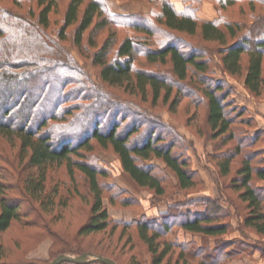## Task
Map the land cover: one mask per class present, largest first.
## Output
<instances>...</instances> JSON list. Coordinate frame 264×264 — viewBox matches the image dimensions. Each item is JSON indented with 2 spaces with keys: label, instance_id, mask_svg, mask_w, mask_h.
I'll return each instance as SVG.
<instances>
[{
  "label": "trees",
  "instance_id": "trees-1",
  "mask_svg": "<svg viewBox=\"0 0 264 264\" xmlns=\"http://www.w3.org/2000/svg\"><path fill=\"white\" fill-rule=\"evenodd\" d=\"M31 1L35 6L28 11L0 6V139L19 147L22 163L29 171L15 173L11 177L15 182H10L0 168V264H50L62 254L84 253L121 264L84 242V237L98 233L113 237L118 229L122 233L134 229L132 233L151 255L150 264H172L177 251L175 264H229L257 252L264 259L263 246L225 239L233 232L231 220L237 218L242 233L264 242V132L251 136L243 129L253 127L254 121L243 118L245 110L237 108L230 85L212 78L209 53L195 46L216 49L221 71L230 78L244 79L245 89L254 97H264V0H215L221 13L217 20L201 18L194 9L197 1L187 0H146L153 9L146 18H106L120 28L158 41L157 46H148L138 37L126 36L118 44L115 60L109 61L115 46L112 38L108 39L94 57V64L101 67L103 85L138 93L144 101L151 95L154 104L162 99L171 112H176L184 99L192 101L196 109L187 122L200 118L203 111L208 138L215 143L212 157L224 182L220 199H201L204 212L185 216L172 206L166 214L132 224L113 220L104 204L106 191L111 188L100 181L107 174L88 158L95 145L111 149L131 181L157 196L166 194L165 182L155 173L156 168L144 162L162 161L183 191L198 186L196 171L185 156L179 155L171 135L137 109L126 108L132 105L126 100L109 96L104 87L103 95L85 80L78 81L83 85L80 91L68 90L79 69L56 40L66 41L69 29L78 24L74 43L81 46L86 32L107 11L104 1L69 0L58 39L48 30L52 15L60 10L59 0ZM235 10L239 17L230 15ZM136 52L143 54L148 66L164 71L137 68ZM82 92L86 94L81 97ZM32 97L36 101L30 104ZM84 97L95 99V104L85 109L79 103L86 102ZM111 113L115 119L108 124ZM131 119L135 123L130 126L126 123ZM62 167L71 184L65 198L60 197L65 190L59 184L48 186L50 169ZM78 176L92 197V208L81 229L68 235L56 225L63 214H47L58 206L68 208L72 197L83 199ZM14 191L17 195L11 194ZM123 193L110 196V203L116 205V196ZM121 204L131 206L125 199ZM176 227L201 236L203 243L169 240ZM46 239L53 241L51 259L28 260V253Z\"/></svg>",
  "mask_w": 264,
  "mask_h": 264
},
{
  "label": "rangeland",
  "instance_id": "rangeland-1",
  "mask_svg": "<svg viewBox=\"0 0 264 264\" xmlns=\"http://www.w3.org/2000/svg\"><path fill=\"white\" fill-rule=\"evenodd\" d=\"M89 1V0H88ZM107 11L102 17L96 19L95 25L89 29L85 36L84 42L81 46H76L74 43V35L78 28V24L71 27L68 31V39L63 42H57L58 47L66 52V56H70L72 64L79 69V73H74L75 83L72 84L68 90H77L83 87L78 81L84 80L88 82L92 89L97 90L101 94L105 95L104 91H108L109 96L115 95V98L120 97L123 102L126 100L132 105H126L135 111L141 113L143 117L154 121L158 124L162 131H167L166 134H170L174 139L177 146V152L179 155L185 156L186 159L191 163L192 169L197 175L198 186L191 190H181L178 187L175 176L166 168L165 164L157 159L152 161L144 162L147 167L156 168L157 175L163 179L166 185V194L164 196H157L153 191L139 188L136 186L131 179L123 171L121 162L118 156L113 153L111 149L105 150L95 145V150L89 154L91 163L96 164L101 170L107 175L100 179L104 187L109 186L111 190L106 191L104 204L107 207L111 218L115 221L122 222L124 224H132L135 221L142 220L144 217L152 218L159 217L160 214H166L170 208L177 206L180 213L187 216L191 213H198L206 211V207L201 199L212 198L218 200L221 198V189L224 186L223 178L219 174V171L213 160L215 154V143L208 138V129L205 124V117H203V111L200 118L193 119L190 123L187 122L191 114L194 113L196 107L190 100L184 99L181 105L178 107L176 112L170 111V105L165 104L162 99L154 104L153 97L149 95L148 100L144 101L138 93L132 94L130 91L125 92V89L112 88L104 86L100 80L99 74L101 71L100 66L94 64L95 54L103 47L105 42L112 38V47H114L113 54L109 57V61H114L117 56V47L120 41L126 36H134L140 40L147 42L148 46H157L158 38H148L145 35L137 34L133 30L126 28H120L118 25L107 22L108 16H124L132 19H142L152 14V7L146 0H103ZM191 3L197 1L194 5V9H198L199 16L207 20H217L221 17V13L215 0H187ZM60 10L52 15V26L49 33L53 38L58 39L59 30L64 25V12L69 0H59ZM19 5V6H16ZM0 6L3 7H14L17 10L28 11L31 7L35 6V3L31 0H0ZM234 14L235 17H239V12L235 10L230 15ZM232 15V17H234ZM106 21L105 26H100L102 22ZM147 40V41H146ZM194 40L198 41L197 38ZM116 43V44H115ZM115 44V45H114ZM196 48L203 49L209 53L212 60V75L213 79L217 82H227L233 91V100L240 110L244 111L245 120L252 123L254 126L248 128L243 126V129L248 132L251 136L257 135L259 132H264L262 125L264 123V97L256 98L251 95L244 85V79L241 78H230L226 76L219 68V56L215 51H209L207 48H203L198 44ZM211 47V46H210ZM136 67L147 68L151 72H160L164 69L159 66L152 65L148 66L146 60L140 52L135 53ZM70 62V61H69ZM137 67V68H138ZM55 80V77L52 76ZM78 83H77V82ZM104 87L103 89H101ZM189 87H192L189 85ZM188 90V86L185 87ZM106 89V90H105ZM130 90V89H129ZM104 92V93H102ZM85 92L81 93L85 96ZM110 100L111 98L108 97ZM86 102L82 103L85 109L95 104V99L88 100L84 97ZM36 99L31 98L29 103H35ZM125 102V101H124ZM125 107V106H124ZM135 107V108H134ZM111 113L107 117L106 123H112L113 115ZM122 118L120 117L118 121ZM135 119L129 120L126 124L130 123V126L134 124ZM82 122V121H81ZM87 123L86 121H83ZM152 123V122H151ZM153 123V124H154ZM148 132L149 131H144ZM145 137V135H144ZM19 147L12 143H9L5 139H0V168L6 173L10 182H15L11 177L15 173L29 172L27 167L23 165L22 158L19 154ZM264 150V145L261 147ZM49 175V187H53L59 184L62 187L60 197H67V190L71 187L67 171L65 167L50 169ZM80 183V189L83 195V199L80 197H72L70 199V206L68 208H60L59 206L55 209L52 214H47L48 217H55L56 214L61 216L63 219L56 223L58 228L64 230L68 235L77 233L82 225L88 221L90 211L92 208V197L86 192L85 184L80 176H78ZM229 180V179H228ZM228 182V181H227ZM119 191L124 192L122 195L116 196L117 203L112 205L110 203V196H115V193ZM11 194L17 195V193L11 192ZM129 200L131 206H122V200ZM191 204V205H190ZM231 210V208H230ZM233 212V209L231 210ZM192 215V214H190ZM232 219V218H231ZM233 232L227 236L226 240H244L247 244H253L255 246L264 247V242H259L250 238V234L247 232L242 233L240 230V224L237 218L232 220ZM134 232V229L124 231L118 229L117 233L110 237L106 233H98L84 237L85 244H89L92 248L97 251H101L104 254L116 258L121 264H150L151 255L147 252L144 245L138 240ZM123 234V236H121ZM248 237V238H246ZM169 240L179 243H192L197 242L199 245L203 243L201 236H195L192 234L185 233L179 227H176L172 234L169 235ZM214 241V239H212ZM257 242V243H255ZM172 264H175L177 255ZM259 253V252H257ZM261 255V254H260ZM137 257L133 261L132 257ZM243 258L235 259L230 261L232 264L234 261H241ZM183 264V263H182ZM196 264V263H192Z\"/></svg>",
  "mask_w": 264,
  "mask_h": 264
},
{
  "label": "crops",
  "instance_id": "crops-1",
  "mask_svg": "<svg viewBox=\"0 0 264 264\" xmlns=\"http://www.w3.org/2000/svg\"><path fill=\"white\" fill-rule=\"evenodd\" d=\"M264 129V123L261 124ZM53 241L51 239L44 240L36 249L30 251L27 259L30 261L48 262L51 259V248ZM232 264H264V259L260 253H255L252 257H245L241 261H234Z\"/></svg>",
  "mask_w": 264,
  "mask_h": 264
},
{
  "label": "water",
  "instance_id": "water-1",
  "mask_svg": "<svg viewBox=\"0 0 264 264\" xmlns=\"http://www.w3.org/2000/svg\"><path fill=\"white\" fill-rule=\"evenodd\" d=\"M63 263H72V264H94V263H102V264H119L115 260L98 255L95 253H84L82 255L74 256L62 254L59 255L56 259H54L50 264H63Z\"/></svg>",
  "mask_w": 264,
  "mask_h": 264
}]
</instances>
